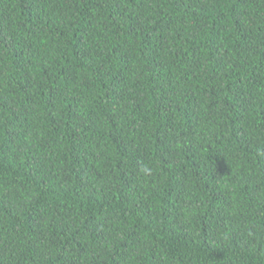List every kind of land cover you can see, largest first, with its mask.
<instances>
[{
  "label": "trees",
  "instance_id": "1",
  "mask_svg": "<svg viewBox=\"0 0 264 264\" xmlns=\"http://www.w3.org/2000/svg\"><path fill=\"white\" fill-rule=\"evenodd\" d=\"M0 264H264V0H0Z\"/></svg>",
  "mask_w": 264,
  "mask_h": 264
}]
</instances>
